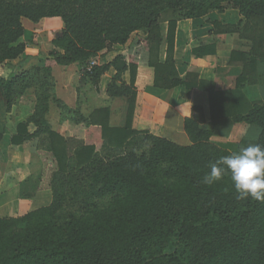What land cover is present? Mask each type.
<instances>
[{
	"label": "trees",
	"instance_id": "16d2710c",
	"mask_svg": "<svg viewBox=\"0 0 264 264\" xmlns=\"http://www.w3.org/2000/svg\"><path fill=\"white\" fill-rule=\"evenodd\" d=\"M227 9L242 19L214 21L211 34L235 33L250 45L232 50L228 64L215 68L217 79L199 82L209 93L210 119L200 109L184 119L188 145L133 129L137 68L154 69L155 87L181 85L174 60L178 20ZM46 17L63 21L48 58L79 65V81L94 85L115 69L106 94L123 99L119 126L109 125L108 107L84 116L56 98L49 65L24 67L32 56L22 58L21 20ZM115 46L121 52L112 60L91 65ZM4 63L12 69L0 75L5 111L28 90L35 95L32 113L16 124L10 142L41 138L54 168L48 204L0 216V264H264V202L238 200L228 171L212 185L202 182L220 157L249 144L264 146V0H0ZM51 102L86 126L83 138L51 128ZM2 139L0 133V144ZM38 187L30 177L21 194Z\"/></svg>",
	"mask_w": 264,
	"mask_h": 264
},
{
	"label": "crops",
	"instance_id": "0c3cea01",
	"mask_svg": "<svg viewBox=\"0 0 264 264\" xmlns=\"http://www.w3.org/2000/svg\"><path fill=\"white\" fill-rule=\"evenodd\" d=\"M241 19L242 17L236 9H227L222 13L212 11L203 17L178 20L175 32L174 60L182 84L171 89L155 87L153 84L154 69L148 66H139L134 83L136 101L132 119L133 129L148 131L180 145L190 144L184 131V119L190 117L195 109L197 115V110L200 109L204 119H210L209 93L199 88V82L217 79L215 78V68L224 67L228 64L232 50L247 48L250 45L248 41L240 39L235 33L211 34L210 30L213 28V22L235 24ZM21 22L24 27L21 40L26 43L22 58L25 55L32 56L24 67L32 64L49 65L55 79L56 98L70 109H80L84 116L97 108L108 107L110 110L109 125L111 127L119 126L123 99L110 98L106 94L109 81L107 76L114 69L110 68L101 77L97 85L89 81L80 82L79 65H58L48 58L47 53H45L46 55L40 54L34 42H28L29 34L36 31V29L47 31L52 29L54 31L51 26H59V29H61L63 26L61 18L46 17L38 22L22 18ZM161 32L164 39L160 45L159 57L164 61L167 46L165 40L167 25L165 22L161 24ZM52 39L51 37L49 40L50 47L52 46ZM113 52H109L104 58L110 56ZM120 52L121 48L115 51L108 61ZM39 58L42 61H39ZM104 58H97L98 63H100V59L103 60ZM12 63L17 65V60L12 61ZM11 70L9 63L0 64L1 75L10 74L12 73ZM123 78L126 81L128 80L127 72L123 75ZM34 100V91L28 90L12 106L11 110L6 112L4 101L0 99V133L3 135L0 144V216H19L30 211L31 208L35 209L43 206V204L46 205L51 200L49 179L53 170L47 179L45 176L46 171L42 172L45 162L43 163L40 160L43 153L48 157L51 156L42 144L41 138L20 145H12L10 142L12 135L16 133V124L24 121L32 113ZM47 119L51 128L64 137L77 139L84 137L86 126L82 123H74L71 117L63 115L53 102L50 103ZM34 128L32 124H29L28 129L30 132ZM28 144L32 148L29 149ZM24 152H27V154ZM20 153L25 155L21 156ZM33 161L38 162L41 166L43 165L40 174L41 178L43 174L45 183L43 184V180H41L36 190L23 195L20 189L23 181L30 177L33 183L39 181L34 178L35 175L31 172H20V169H24ZM49 163L54 164L52 157L49 159ZM41 199L45 202L42 205L36 204Z\"/></svg>",
	"mask_w": 264,
	"mask_h": 264
},
{
	"label": "clouds",
	"instance_id": "9594fccd",
	"mask_svg": "<svg viewBox=\"0 0 264 264\" xmlns=\"http://www.w3.org/2000/svg\"><path fill=\"white\" fill-rule=\"evenodd\" d=\"M230 172L233 188L238 200L249 197L264 202V146L249 144L234 154L222 156L211 164L203 183L212 185Z\"/></svg>",
	"mask_w": 264,
	"mask_h": 264
},
{
	"label": "rangeland",
	"instance_id": "374dc122",
	"mask_svg": "<svg viewBox=\"0 0 264 264\" xmlns=\"http://www.w3.org/2000/svg\"><path fill=\"white\" fill-rule=\"evenodd\" d=\"M231 12V11H230ZM53 29H54V31H52V29H49V31H47V30H42V29H36V31H34V32H32L31 34H29V39H28V42H34V45H35V47H36V49H38V51L40 52V54H44V55H46L45 53H49V51H48V49L49 48H51L50 47V45H49V40H50V38L52 37H54L61 29H59V26H51ZM63 27V26H62ZM119 48L120 47H118V46H115V49L113 50L114 52L115 51H117V50H119ZM244 48H246V47H244ZM112 51V52H113ZM113 52V53H114ZM112 53V54H113ZM112 54L110 55V56H112ZM110 56H108V57H106V58H104L103 60L102 59H100L101 61H99L100 63H103V62H108V59L110 58ZM112 60V59H111ZM95 63L94 64H99L98 63V59L96 58V59H94L93 60ZM114 69V68H113ZM114 73H115V69H114V71H111V72H109V74H108V76H107V78H108V82H110L111 81V79H112V77H113V75H114ZM54 82H55V79H54ZM234 97V96H233ZM232 97V95H231V98H233ZM234 99V98H233ZM236 110L238 111V112H243V110L241 109V106L239 105V106H237V108H236ZM238 131V133H240L241 132V130L239 129V130H237ZM244 131V130H243ZM28 147H29V149L30 148H32V146L30 145V144H28L27 145ZM26 146V147H27ZM25 154H27V152H24ZM25 154H23V153H20V155L21 156H23V155H25ZM38 155H39V153H38ZM51 157H48V156H46V155H44V153H43V155L41 156V161H43V163H44V167H43V165L41 166L38 162H35V161H33L32 163H29L27 166H25L24 167V169H20V172L22 171V172H31L32 174H34L35 175V177L34 178H36V179H38L39 181H38V184H40V182H41V180H43V184L45 183V180L43 179V174H42V178H41V168H42V172L44 173V171H46V178L48 179L49 178V176H50V173H51V171L53 170V168H54V165H52L51 163H49V159H50ZM42 163V164H43ZM47 168V169H46ZM48 174V175H47ZM41 183V184H42ZM29 198V197H28ZM45 202V201H44ZM43 199H41V201H38V203H36V204H40V205H42L43 203ZM33 205H35V204H33ZM44 205V204H43ZM28 206V205H27ZM23 207H24V205H23ZM23 207H22V210H23ZM27 208V207H26ZM31 208V207H30ZM25 209V208H24ZM31 210H32V208H31ZM17 213V212H16Z\"/></svg>",
	"mask_w": 264,
	"mask_h": 264
},
{
	"label": "built area",
	"instance_id": "2783aa9c",
	"mask_svg": "<svg viewBox=\"0 0 264 264\" xmlns=\"http://www.w3.org/2000/svg\"><path fill=\"white\" fill-rule=\"evenodd\" d=\"M94 63H95V62H94V61H92V62H91V65H92V64H94ZM0 75H1V74H0Z\"/></svg>",
	"mask_w": 264,
	"mask_h": 264
}]
</instances>
